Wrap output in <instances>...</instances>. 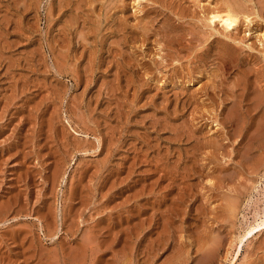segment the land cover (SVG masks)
I'll list each match as a JSON object with an SVG mask.
<instances>
[{
  "label": "rangeland",
  "instance_id": "obj_1",
  "mask_svg": "<svg viewBox=\"0 0 264 264\" xmlns=\"http://www.w3.org/2000/svg\"><path fill=\"white\" fill-rule=\"evenodd\" d=\"M84 1L0 0V264H264V0Z\"/></svg>",
  "mask_w": 264,
  "mask_h": 264
},
{
  "label": "bare ground",
  "instance_id": "obj_2",
  "mask_svg": "<svg viewBox=\"0 0 264 264\" xmlns=\"http://www.w3.org/2000/svg\"><path fill=\"white\" fill-rule=\"evenodd\" d=\"M75 1V0H74ZM86 1V0H85ZM85 1L83 2V3H85ZM92 1V0H91ZM122 1H124V0H122ZM133 1V0H132ZM141 1V0H140ZM155 1V0H154ZM215 1V0H214ZM76 2H78V1H76ZM94 2V1H93ZM115 2V1H114ZM134 3H136L137 4V2H138V0H137V2H135V1H133ZM209 2V1H208ZM227 2H230V0L229 1H227ZM227 2H225L226 4H223V7L224 8H222V6L221 5H214V3H212V4H210V7H209V9L207 10V13H206V17H205V19L207 20L206 22H203V23H207L208 25H215V24H219L224 30H226L227 32H232L233 30H235L236 29V26H237V22H238V20H237V15H236V13L234 12V11H237V10H234L233 9V7H232V5L234 4V6H235V3L233 2V0H232V5L230 4V3H227ZM239 2H241L240 0H239ZM238 2V3H239ZM91 3V2H90ZM118 3H120V2H118ZM130 3H132V2H130ZM157 3V2H156ZM218 3V2H217ZM243 2H241L240 4L241 5H243V6H245V4H242ZM70 4V3H69ZM78 4V3H77ZM93 4V3H92ZM100 4V3H99ZM140 4V3H139ZM220 4H222V0H221V2H220ZM107 5V4H106ZM132 5H133V3H132ZM161 5V4H160ZM198 5V4H197ZM211 5H214V6H212L211 7ZM97 6V5H96ZM129 6V5H128ZM199 6H201V5H199ZM206 6V5H205ZM209 6V5H208ZM207 6V7H208ZM61 7V6H60ZM90 7H92L91 5H90ZM103 7V6H102ZM132 7V6H131ZM134 7H135V4H134ZM202 7V6H201ZM246 7V6H245ZM133 8V7H132ZM240 8V10H242V7L240 6L239 7ZM80 9V8H79ZM134 9H136V8H134ZM139 9V8H138ZM144 9V8H143ZM146 9V8H145ZM78 10V9H77ZM204 10V9H203ZM114 11V10H113ZM180 11V10H179ZM243 11V10H242ZM245 11V10H244ZM243 11V12H244ZM82 12V11H81ZM122 12V11H121ZM124 12V11H123ZM128 12V11H127ZM135 12V11H134ZM133 12V13H134ZM140 12V11H139ZM178 12V11H177ZM181 12V11H180ZM206 12V11H205ZM204 12V13H205ZM77 13V12H76ZM75 13V14H76ZM116 13V12H115ZM126 13V12H125ZM138 13V12H137ZM96 14V13H95ZM101 14V13H100ZM241 15V14H240ZM53 15H51V17H52ZM82 16V15H81ZM90 16V15H89ZM97 16V15H96ZM103 16V15H102ZM202 16V15H201ZM64 17V16H63ZM84 17V16H83ZM92 17V16H91ZM99 17V16H98ZM136 17V16H135ZM239 17V16H238ZM249 17V16H248ZM81 18V17H80ZM124 18V17H123ZM150 18V17H149ZM244 18V17H243ZM250 18V17H249ZM249 18H247V19H249ZM65 19V18H64ZM63 19V20H64ZM67 19V18H66ZM69 20H70V18H68ZM67 19V20H68ZM74 19V18H73ZM137 19V18H136ZM135 19V20H136ZM186 19V18H185ZM203 19V18H202ZM246 18L244 19L245 21L247 20ZM88 20V19H87ZM97 20V19H96ZM101 20V19H100ZM134 20V21H135ZM144 20V19H143ZM147 20V19H146ZM251 20V19H250ZM73 21V20H72ZM140 21V20H139ZM152 21V20H151ZM155 21V20H154ZM153 21V22H154ZM185 22H186V20H184ZM51 22V21H50ZM64 22H67V21H64ZM74 22V21H73ZM82 22V21H81ZM141 22V21H140ZM146 21H144V23H145ZM252 22V21H251ZM68 23V22H67ZM130 23V22H129ZM143 23V22H142ZM147 23V22H146ZM192 23V22H191ZM248 23H249V20H248ZM141 24V23H140ZM148 24V23H147ZM150 24H152V23H150ZM186 24V23H185ZM187 24H189V23H187ZM97 25V24H96ZM174 25V24H173ZM176 25V24H175ZM179 25H180V23H179ZM203 25V24H202ZM72 26V25H71ZM81 26V25H80ZM99 26V25H98ZM194 26V25H193ZM190 27V26H189ZM213 27V26H212ZM211 27V28H212ZM74 28H76V27H74ZM81 28V27H80ZM80 28L78 27V30L80 31ZM93 28H95V27H93ZM103 28V27H102ZM196 28V27H195ZM194 28V31L196 30ZM215 28V27H214ZM106 29V28H105ZM192 29H193V27H192ZM76 30H77V28H76ZM120 30V29H119ZM190 31V30H189ZM198 31V30H197ZM91 32V31H90ZM94 32V31H93ZM80 33H82L81 31H80ZM89 33V32H88ZM78 34V33H77ZM127 34V33H126ZM158 34V33H157ZM156 34V35H157ZM227 34V33H226ZM82 35V34H81ZM80 35V36H81ZM160 35V34H159ZM132 36V35H131ZM140 36H141V33H140ZM158 36V35H157ZM235 36H237V34L235 35ZM261 36V35H260ZM263 36V35H262ZM130 37V36H129ZM81 38V37H80ZM118 38V37H117ZM119 39H120V37H119ZM81 40V39H80ZM82 40H84V39H82ZM133 40V39H132ZM138 40V39H137ZM152 40H154V39H152ZM157 40V39H156ZM219 40V39H218ZM235 40H236V38H235ZM234 40V41H235ZM140 41V40H139ZM138 41V42H139ZM159 41V40H158ZM157 41V42H158ZM141 42V41H140ZM152 42V41H151ZM157 42H156V44H157ZM160 42V41H159ZM158 42V43H159ZM228 42V41H227ZM137 43V42H136ZM142 43H144V42H142ZM146 44V43H145ZM83 45V44H82ZM115 45H116V43H115ZM233 45V44H232ZM232 45L231 44H229V46L230 47H232ZM262 45H264V44H262ZM160 46V45H159ZM161 46H162V42H161ZM117 47V46H116ZM167 47V46H166ZM228 47V46H227ZM223 49V48H222ZM231 49V48H230ZM110 50V49H109ZM114 50V49H113ZM122 50V49H121ZM167 50V49H166ZM218 50V49H217ZM169 52V51H168ZM264 52V51H263ZM120 53V52H119ZM177 53V52H176ZM90 54V53H89ZM81 55V54H80ZM64 56V55H63ZM93 56V55H92ZM161 56V55H160ZM166 56H167V54H166ZM171 57V56H170ZM63 58V57H62ZM161 58V57H160ZM163 58V57H162ZM106 59V58H105ZM178 59V58H177ZM86 60H87V58H86ZM71 61V60H70ZM131 61H132V59H131ZM171 61V60H170ZM60 62V61H59ZM62 62V61H61ZM159 62V61H158ZM161 62H162V60H161ZM64 62H62V64H63ZM128 63V62H127ZM87 64V63H86ZM137 64V63H136ZM153 64V63H152ZM160 64H162V63H160ZM64 65V64H63ZM88 65V64H87ZM133 65V64H132ZM165 65V64H164ZM184 65V64H183ZM68 66V65H67ZM157 66H159V64H157ZM174 66V65H173ZM83 67V66H82ZM147 68V67H146ZM174 68V67H173ZM73 69V68H72ZM176 69H177V66H176ZM206 69V68H205ZM204 69V70H205ZM60 70V69H59ZM84 70H85V68H84ZM146 70H148V69H146ZM181 70V69H180ZM194 70V69H193ZM203 70V71H204ZM248 70V69H247ZM141 71V70H140ZM157 71V70H156ZM195 71V70H194ZM138 72H139V69H138ZM206 72V71H205ZM212 72V71H211ZM245 72V71H244ZM214 73V72H213ZM76 74V73H75ZM146 74V73H145ZM149 74H151V73H149ZM182 74V73H181ZM199 75H201V74H199ZM186 76V75H185ZM184 76V77H185ZM202 76V75H201ZM210 76V75H209ZM213 76V75H212ZM236 76V75H235ZM206 77H207V75H206ZM205 77V78H206ZM264 78V77H263ZM186 79V78H185ZM210 79V78H209ZM247 79V78H246ZM177 80H179V78L177 79ZM188 80V79H187ZM197 80H199V78L197 79ZM203 80V79H202ZM191 81V80H190ZM195 81V80H194ZM207 81V80H206ZM184 82V81H183ZM182 82V83H183ZM188 82V81H187ZM198 83H200V81L198 82ZM205 83V82H204ZM207 83V82H206ZM205 83V84H206ZM209 83H211L210 81H209ZM242 83V82H241ZM240 83V84H241ZM203 84V83H202ZM219 84V83H218ZM199 85L200 84H198V88H199ZM238 85V84H237ZM197 86V85H196ZM201 86V85H200ZM204 86V85H203ZM211 87V85L210 84H208V86L207 87ZM193 87V86H192ZM237 87V86H236ZM239 87V86H238ZM205 88V87H204ZM244 88V87H243ZM201 89V88H200ZM214 90V89H213ZM240 91V90H239ZM209 92V91H208ZM211 92V91H210ZM231 92V91H230ZM243 92V91H242ZM258 93V92H257ZM202 94V93H201ZM212 94H214V93H211V95ZM255 95H257L256 93H255ZM254 94H252V97L254 98V97H256ZM258 95H260V94H258ZM258 95H257V98L259 99V97H258ZM202 96V95H201ZM200 96V97H201ZM204 96V95H203ZM207 96V95H206ZM214 96V95H213ZM212 96V97H213ZM239 96V95H238ZM261 97V96H260ZM203 98V97H202ZM250 98V97H249ZM200 99V98H199ZM213 99H215V98H213ZM212 99V100H213ZM204 101H205V99H203ZM208 100V99H207ZM254 100H256L257 102H258V100L255 98ZM260 100V99H259ZM263 100V99H262ZM251 101V100H250ZM262 102V101H261ZM261 102H260V104H261ZM205 103V102H204ZM207 103V102H206ZM238 103V102H237ZM243 103V102H242ZM254 102H252V104H253ZM217 104V103H216ZM215 104V105H216ZM259 104V105H260ZM202 105V104H201ZM240 105V104H239ZM257 105H258V103H257ZM261 105H263V103L261 104ZM218 106V105H217ZM234 106V105H233ZM254 106H255V104H254ZM206 107H208V106H206ZM205 107V108H206ZM210 107H211V103H210V105H209V107L208 108H206V109H208L207 111H209L210 112ZM252 107H253V105H252ZM251 107V108H252ZM257 107V106H256ZM197 108V107H196ZM212 108H214V107H211V109ZM230 108V107H229ZM247 108H249V106L247 107ZM246 108V109H247ZM259 108V107H258ZM205 109V110H206ZM236 109V108H235ZM245 109V110H246ZM215 110H216V108H215ZM231 110V109H230ZM233 110V109H232ZM237 110V109H236ZM244 110V109H243ZM251 110V109H250ZM213 111V110H212ZM203 112H204V110H203ZM227 112V111H226ZM225 112V113H226ZM233 113V111H229V113ZM239 112V111H238ZM248 112V111H247ZM210 113H212V112H210ZM228 113V114H229ZM236 113H237V111H236ZM224 114V113H223ZM239 114V113H238ZM213 115H215V114H213ZM212 115V116H213ZM226 115V114H225ZM233 115V114H232ZM234 115H235V113H234ZM215 117V116H214ZM227 117V116H226ZM229 117V116H228ZM233 118H234V116H233ZM241 118H242V116H241ZM247 118V117H246ZM250 118V117H249ZM235 119V118H234ZM238 119H239V117H238ZM248 119V118H247ZM213 121V120H212ZM215 121V120H214ZM234 121V120H233ZM232 121V122H233ZM241 122V121H240ZM246 122V121H245ZM217 124V123H216ZM262 124V123H261ZM231 125V124H230ZM256 125H258V124H256ZM263 125V124H262ZM254 127V126H253ZM252 128V127H251ZM255 128V127H254ZM253 128V129H254ZM263 128V127H262ZM250 129V128H249ZM246 130V129H245ZM252 130V129H251ZM258 130V129H257ZM255 130H253V132H254ZM233 132V131H232ZM250 132V131H249ZM252 131H251V133H253ZM259 132V131H258ZM257 132V133H258ZM264 132V131H263ZM261 134V133H260ZM250 135V134H249ZM259 135V134H258ZM251 137H252V135H251ZM254 137V136H253ZM257 137V136H256ZM215 138V137H214ZM255 139V138H254ZM211 140V139H210ZM209 140V141H210ZM248 140H250V139H248ZM249 142V141H248ZM213 143V142H212ZM247 144V143H246ZM247 146H248V144H247ZM254 147V146H253ZM213 149V148H212ZM211 151V150H210ZM241 152V151H240ZM263 153V152H262ZM264 155V154H263ZM262 155V156H263ZM262 156H261V158H262ZM263 165V164H262ZM257 167V166H256ZM237 197V196H236ZM235 199V198H234ZM233 200V199H232ZM233 202H234V200H233ZM228 205H229V203H227ZM234 204V203H233ZM233 204H232V202H231V205H232V207H233ZM236 204V203H235ZM231 205H229V206H231ZM237 205V204H236ZM236 205H234L235 207H236ZM238 206V205H237ZM225 210H226V208H225ZM230 209H227V211H229ZM263 211V210H262ZM264 229V211H263V216H262V218L259 220V221H257V222H255L254 224H252V225H250V226H248L245 230H244V233H242L243 235L240 237V241L242 240V237H245L246 235H249L250 233H252L254 230H256V229H258V230H261V229ZM136 236H137V234H136ZM240 236V235H239ZM214 237V236H213ZM217 237V236H216ZM239 238V237H238ZM203 239V238H202ZM213 239V238H212ZM264 240V239H263ZM217 241H218V239H217ZM214 242H216V241H214ZM197 243V242H196ZM202 244H203V242H201ZM218 243H219V241H218ZM217 245V244H216ZM214 246V245H213ZM208 246H206V248H207ZM205 248V247H204ZM201 249V248H200ZM208 249H209V247H208ZM215 249V248H214ZM207 252V251H206ZM205 252V253H206ZM212 252V251H211ZM214 253V252H213ZM210 255V254H209ZM230 264H233V262L231 261L230 262Z\"/></svg>",
  "mask_w": 264,
  "mask_h": 264
}]
</instances>
